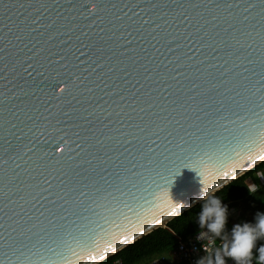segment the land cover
<instances>
[{"label":"water","instance_id":"obj_1","mask_svg":"<svg viewBox=\"0 0 264 264\" xmlns=\"http://www.w3.org/2000/svg\"><path fill=\"white\" fill-rule=\"evenodd\" d=\"M264 155V0H0V264H96Z\"/></svg>","mask_w":264,"mask_h":264},{"label":"clouds","instance_id":"obj_2","mask_svg":"<svg viewBox=\"0 0 264 264\" xmlns=\"http://www.w3.org/2000/svg\"><path fill=\"white\" fill-rule=\"evenodd\" d=\"M264 161V155L258 156ZM264 179V173H257ZM249 192L255 195L258 186L246 184ZM200 209L195 218L200 229L198 240L211 244V249L202 246L206 253L196 259L195 264H264V211L255 212L251 221L233 224L229 229V208L221 196L212 188L203 190L199 198Z\"/></svg>","mask_w":264,"mask_h":264},{"label":"trees","instance_id":"obj_3","mask_svg":"<svg viewBox=\"0 0 264 264\" xmlns=\"http://www.w3.org/2000/svg\"><path fill=\"white\" fill-rule=\"evenodd\" d=\"M262 170L264 173V161H261L239 177L233 179L221 189L215 192L221 196L223 203L228 208L236 207L239 210V221H251L255 212L264 211V183L259 184L255 172ZM251 178L259 188L252 195L246 186V179ZM200 209V203L183 211L168 221L164 227H158L144 235L135 242L117 251L111 256L96 264H140L175 249L180 241L193 236L200 229L195 214ZM181 264H191L188 262Z\"/></svg>","mask_w":264,"mask_h":264},{"label":"built area","instance_id":"obj_4","mask_svg":"<svg viewBox=\"0 0 264 264\" xmlns=\"http://www.w3.org/2000/svg\"><path fill=\"white\" fill-rule=\"evenodd\" d=\"M262 184L264 183V179H261L259 176H257ZM246 183H252L255 184L254 181L251 178L246 179ZM256 185V184H255ZM257 186V185H256ZM232 213V215H231ZM232 220H237L239 217V210L236 207L231 208L230 216ZM204 230H199L196 232L193 236L188 237L184 241H180L175 249L171 250L167 253V255H161L158 257H155L149 261H146L144 263L140 264H181V263H191L195 264L196 259H198L200 256L205 255L206 253L202 250V246L204 245V241L198 240L197 237L199 236V233ZM204 247H207L211 249V244H205ZM253 264L254 260H253Z\"/></svg>","mask_w":264,"mask_h":264},{"label":"crops","instance_id":"obj_5","mask_svg":"<svg viewBox=\"0 0 264 264\" xmlns=\"http://www.w3.org/2000/svg\"><path fill=\"white\" fill-rule=\"evenodd\" d=\"M261 173V172H260ZM263 173V172H262ZM255 177H256V180H258V183H261L260 179L257 177V172H255ZM248 179V178H247ZM256 184V182H254ZM230 212H231V208L229 209V216H230ZM232 215V213H231ZM236 223H240L239 221V218L237 220H232L230 217H229V222H228V228L230 229L232 227L233 224H236ZM254 263L256 264V261L254 259Z\"/></svg>","mask_w":264,"mask_h":264},{"label":"rangeland","instance_id":"obj_6","mask_svg":"<svg viewBox=\"0 0 264 264\" xmlns=\"http://www.w3.org/2000/svg\"><path fill=\"white\" fill-rule=\"evenodd\" d=\"M262 170H258V171H256L257 173H260ZM262 173V172H261ZM169 264V263H168Z\"/></svg>","mask_w":264,"mask_h":264}]
</instances>
